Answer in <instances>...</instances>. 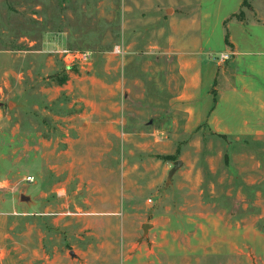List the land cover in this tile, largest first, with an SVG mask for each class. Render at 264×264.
<instances>
[{
    "label": "rangeland",
    "instance_id": "rangeland-1",
    "mask_svg": "<svg viewBox=\"0 0 264 264\" xmlns=\"http://www.w3.org/2000/svg\"><path fill=\"white\" fill-rule=\"evenodd\" d=\"M261 5L264 16V0ZM149 11L148 0H0V50L11 49L0 58V83L15 85L24 73L28 87L22 102L14 85L13 92H0V182L13 186L2 188L3 197L17 195L24 182H32L25 195L41 186L48 193V165H57L69 193L65 209L55 198L56 210L72 213H56L57 227L48 233L42 226L41 240L51 254H66V263L264 264V138L221 136L204 127L192 135L174 130L155 147L152 136L137 135L125 163L110 165L103 177L100 169L79 171L64 154L50 153L57 136L30 134L43 127L49 108L44 80L61 81L66 69L88 73L98 55L116 65V46L124 50L126 74L146 72L148 83V65L159 71L163 64L145 52ZM256 30L264 35V27ZM26 48L43 53L15 52ZM18 122L30 126L19 133ZM161 153L174 159L160 160ZM175 161H181L176 169ZM42 202L35 210L47 208L48 198ZM0 217L5 231L16 225L15 218ZM11 234L16 238L15 227Z\"/></svg>",
    "mask_w": 264,
    "mask_h": 264
},
{
    "label": "crops",
    "instance_id": "crops-1",
    "mask_svg": "<svg viewBox=\"0 0 264 264\" xmlns=\"http://www.w3.org/2000/svg\"><path fill=\"white\" fill-rule=\"evenodd\" d=\"M244 1L148 0L145 52L151 58L162 57L159 71L148 65L147 83L146 72L126 74L124 55L117 57L116 65H109L98 55L99 61L94 57L88 73L66 69L64 80L49 83L47 78L40 88L48 99L47 115L42 119L40 131L32 127L30 134L57 136L48 143L50 153L64 154L70 166L79 171L100 169L103 177L109 174L110 165L120 168L125 163L124 153L130 151V140L137 135L152 136L155 147L174 130L192 135L204 127L227 137L241 134L264 138V35L256 30L264 27V22L259 21L264 19L263 0H249L245 6ZM10 51L0 50V58ZM15 52L33 57L43 53L42 49L31 48ZM225 52L231 53L230 59L219 61L218 57ZM8 64H2L7 75ZM23 64H28L27 60ZM23 74L18 75L15 85L7 79L0 83V92H13L16 86L18 100L26 99L23 97L28 87ZM60 93L64 96L59 97ZM25 126L30 125L18 122L17 131L23 132ZM168 155L161 153L156 157L168 161ZM50 159L49 162L53 160ZM65 166L68 168V164ZM48 167L53 173L48 180V193L41 186L33 191L34 195H25L32 182H24L23 190L17 195L12 191L4 199L2 188L13 186L11 182L8 185L0 182V216L9 215L17 220L6 231L0 224V264L72 262H65L66 254H51L50 246L46 247L41 240L42 226L49 233L58 225L56 213L65 216L71 212H57L55 198L60 199L59 207L65 209L69 190L66 180L57 178L60 175L55 171L57 165ZM166 168L169 175L170 169ZM44 198L49 200L47 208L35 210ZM5 206L9 212H2ZM14 227L16 238L11 234ZM69 254L73 256L71 251Z\"/></svg>",
    "mask_w": 264,
    "mask_h": 264
},
{
    "label": "built area",
    "instance_id": "built-area-1",
    "mask_svg": "<svg viewBox=\"0 0 264 264\" xmlns=\"http://www.w3.org/2000/svg\"><path fill=\"white\" fill-rule=\"evenodd\" d=\"M114 52L116 53V54H121V55H124V50L122 49V47H120V46H116L115 47V49H114ZM120 55V56H121ZM230 57H231V53L230 52H225V53H222L219 57H218V59H219V61H221V62H225V61H227L228 59H230ZM27 180H29V181H33L34 180V177L33 176H29V177H27Z\"/></svg>",
    "mask_w": 264,
    "mask_h": 264
},
{
    "label": "trees",
    "instance_id": "trees-1",
    "mask_svg": "<svg viewBox=\"0 0 264 264\" xmlns=\"http://www.w3.org/2000/svg\"><path fill=\"white\" fill-rule=\"evenodd\" d=\"M8 4V3H7ZM8 5H10V3L8 4ZM245 5H249V0H245L244 1V6ZM11 6V5H10ZM12 8H14V6H11ZM242 13V12H241ZM64 80V79H63ZM221 136H225V135H221ZM166 158H171V159H174V157L173 156H171V155H168V156H166Z\"/></svg>",
    "mask_w": 264,
    "mask_h": 264
},
{
    "label": "water",
    "instance_id": "water-1",
    "mask_svg": "<svg viewBox=\"0 0 264 264\" xmlns=\"http://www.w3.org/2000/svg\"><path fill=\"white\" fill-rule=\"evenodd\" d=\"M179 165H181V161H175L174 169H176Z\"/></svg>",
    "mask_w": 264,
    "mask_h": 264
}]
</instances>
